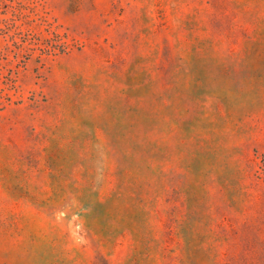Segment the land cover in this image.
Returning a JSON list of instances; mask_svg holds the SVG:
<instances>
[{
    "label": "rangeland",
    "instance_id": "rangeland-1",
    "mask_svg": "<svg viewBox=\"0 0 264 264\" xmlns=\"http://www.w3.org/2000/svg\"><path fill=\"white\" fill-rule=\"evenodd\" d=\"M0 264H264V0H0Z\"/></svg>",
    "mask_w": 264,
    "mask_h": 264
},
{
    "label": "trees",
    "instance_id": "trees-1",
    "mask_svg": "<svg viewBox=\"0 0 264 264\" xmlns=\"http://www.w3.org/2000/svg\"><path fill=\"white\" fill-rule=\"evenodd\" d=\"M27 35H31V32L30 33H27ZM32 38H34V36L32 35ZM17 45H19V44H17ZM56 46L54 45V47L53 48H55Z\"/></svg>",
    "mask_w": 264,
    "mask_h": 264
}]
</instances>
